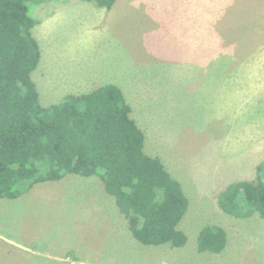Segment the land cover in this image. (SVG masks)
Masks as SVG:
<instances>
[{"label":"rangeland","instance_id":"1","mask_svg":"<svg viewBox=\"0 0 264 264\" xmlns=\"http://www.w3.org/2000/svg\"><path fill=\"white\" fill-rule=\"evenodd\" d=\"M41 57L32 79L44 106L118 85L188 199L182 247L143 245L98 176L67 174L0 198V264H264V219L220 211L229 182L264 160V0H80L32 5ZM227 234L197 250L206 225Z\"/></svg>","mask_w":264,"mask_h":264},{"label":"trees","instance_id":"2","mask_svg":"<svg viewBox=\"0 0 264 264\" xmlns=\"http://www.w3.org/2000/svg\"><path fill=\"white\" fill-rule=\"evenodd\" d=\"M51 1L68 0H0V198H19L67 174L96 175L135 240L182 247L187 235L178 225L188 199L160 158L145 152V134L122 89L105 83L40 103L32 72L41 52L30 8ZM80 1L109 9L116 0ZM216 205L237 218L257 213L264 219V160L255 179L227 183ZM226 241L224 228L211 224L201 228L196 246L218 253Z\"/></svg>","mask_w":264,"mask_h":264},{"label":"crops","instance_id":"3","mask_svg":"<svg viewBox=\"0 0 264 264\" xmlns=\"http://www.w3.org/2000/svg\"><path fill=\"white\" fill-rule=\"evenodd\" d=\"M116 1H118V0H116ZM116 1H115V2H116ZM64 2H65V1H64ZM115 2H114V4H115ZM89 3H90V2H89ZM114 4H113L112 6H114ZM93 5H94V4H93ZM95 6H96V5H95ZM112 6H111V7H112ZM111 7H110V8H111ZM32 32H33V29H32ZM164 264H166V263H164Z\"/></svg>","mask_w":264,"mask_h":264}]
</instances>
